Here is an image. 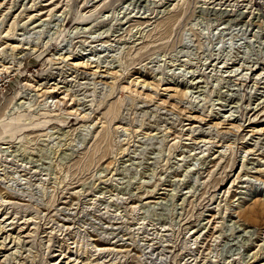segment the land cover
I'll return each mask as SVG.
<instances>
[{"label":"rangeland","instance_id":"rangeland-1","mask_svg":"<svg viewBox=\"0 0 264 264\" xmlns=\"http://www.w3.org/2000/svg\"><path fill=\"white\" fill-rule=\"evenodd\" d=\"M0 264H264V0H0Z\"/></svg>","mask_w":264,"mask_h":264},{"label":"bare ground","instance_id":"bare-ground-1","mask_svg":"<svg viewBox=\"0 0 264 264\" xmlns=\"http://www.w3.org/2000/svg\"><path fill=\"white\" fill-rule=\"evenodd\" d=\"M34 18V17H33ZM78 65V64H77Z\"/></svg>","mask_w":264,"mask_h":264}]
</instances>
